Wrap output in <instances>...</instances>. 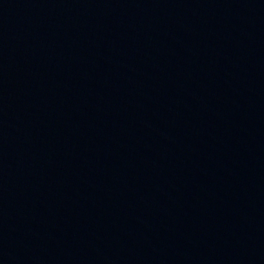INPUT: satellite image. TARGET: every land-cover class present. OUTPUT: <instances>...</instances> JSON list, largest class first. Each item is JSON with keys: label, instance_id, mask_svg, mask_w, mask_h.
I'll return each instance as SVG.
<instances>
[{"label": "water", "instance_id": "obj_1", "mask_svg": "<svg viewBox=\"0 0 264 264\" xmlns=\"http://www.w3.org/2000/svg\"><path fill=\"white\" fill-rule=\"evenodd\" d=\"M0 264H264V0H0Z\"/></svg>", "mask_w": 264, "mask_h": 264}]
</instances>
